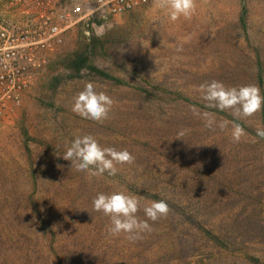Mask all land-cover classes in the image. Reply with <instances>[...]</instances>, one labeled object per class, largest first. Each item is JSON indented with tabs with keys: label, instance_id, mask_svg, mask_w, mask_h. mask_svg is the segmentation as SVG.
<instances>
[{
	"label": "rangeland",
	"instance_id": "obj_1",
	"mask_svg": "<svg viewBox=\"0 0 264 264\" xmlns=\"http://www.w3.org/2000/svg\"><path fill=\"white\" fill-rule=\"evenodd\" d=\"M60 2L82 4L83 19L21 103L0 116V229H15L18 216L35 212L34 198L79 242L65 237L59 257L0 256V264H264V143L257 135L264 116L209 106L200 87L215 80L264 94V0H197L195 15L175 22L154 5L107 16L92 13L95 0ZM77 56L87 58L81 71L71 68ZM88 82L114 101L102 124L72 111ZM234 124L246 133L239 143L232 141ZM84 135L127 149L135 162L89 179L62 157ZM114 191L140 198L139 220L151 201H166L169 214L148 220L152 230L140 239L112 237L110 218L92 201Z\"/></svg>",
	"mask_w": 264,
	"mask_h": 264
},
{
	"label": "clouds",
	"instance_id": "obj_2",
	"mask_svg": "<svg viewBox=\"0 0 264 264\" xmlns=\"http://www.w3.org/2000/svg\"><path fill=\"white\" fill-rule=\"evenodd\" d=\"M154 6L175 22L181 17L190 20L195 15L198 5L197 0H154ZM200 87L203 99L209 106L221 111L232 110L233 115L237 117H252L264 109V94L255 85L227 87L222 82L214 80ZM113 105V99L106 92L97 91L95 85L88 82L74 97L72 111L84 119L102 124L109 118ZM213 123V120L208 119L206 126L211 127ZM221 127L223 128L224 125ZM245 134L240 124L233 125L231 137L234 143H239ZM184 135L185 131H180L177 138L181 139ZM257 135L264 138V129H258ZM62 157L71 162V167H75L89 179L103 178L105 174L109 177L115 176L119 171L118 164L131 165L135 162V157L127 149L102 147L91 135L78 136L72 140L66 145ZM92 207L95 212L110 218L111 226L108 228L110 236L118 237L125 234V238L130 241L140 239L143 233L152 230L148 220L155 222L166 218L170 211L166 201H151L143 205V212L147 219L139 220L136 214L142 207L140 198L126 194L124 191L99 193L94 197Z\"/></svg>",
	"mask_w": 264,
	"mask_h": 264
},
{
	"label": "built area",
	"instance_id": "obj_3",
	"mask_svg": "<svg viewBox=\"0 0 264 264\" xmlns=\"http://www.w3.org/2000/svg\"><path fill=\"white\" fill-rule=\"evenodd\" d=\"M151 5L154 0H95L92 13L120 16ZM83 15L77 2L0 0V116L21 103Z\"/></svg>",
	"mask_w": 264,
	"mask_h": 264
},
{
	"label": "trees",
	"instance_id": "obj_4",
	"mask_svg": "<svg viewBox=\"0 0 264 264\" xmlns=\"http://www.w3.org/2000/svg\"><path fill=\"white\" fill-rule=\"evenodd\" d=\"M87 62V58L77 56L75 59L71 60V68L77 71H81V69L85 66ZM264 116V109L261 110ZM264 123V122H263ZM264 126V124H263ZM255 128V127H254ZM262 139V143H264V138ZM147 180L140 181L137 180V184L141 187H148L150 184ZM150 191V188L148 189ZM27 201V200H26ZM32 202L34 204L33 213H26L18 216L19 225L15 226V229L2 228L0 229V244H6V246L0 248V256L8 258L12 260L13 258H29L34 256H47V254H51L50 256L59 257L60 253H64L67 243L64 238L67 237L68 240H72L73 244L79 242V235L74 231L69 233H63L62 228L56 226L55 219L52 216L51 212H46L42 209V204L36 202L34 198H32ZM27 203H29L27 201ZM3 214H0V221L3 217ZM8 217V214L6 215ZM212 240L216 243L217 246L222 250H228L229 246L226 241L221 239L220 235L216 233H210ZM77 237V238H76ZM48 244L50 249H52L51 253L48 251L47 247L44 245ZM11 243V244H9ZM32 244H38L37 246H32ZM9 245L16 246L15 252H11L9 250ZM33 248V249H32ZM60 252H58V251ZM104 264H108L109 260H104ZM92 264H101L100 262L92 263Z\"/></svg>",
	"mask_w": 264,
	"mask_h": 264
}]
</instances>
